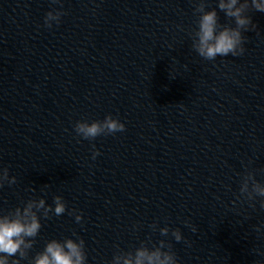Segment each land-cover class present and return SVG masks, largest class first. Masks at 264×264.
<instances>
[{
  "label": "clouds",
  "instance_id": "obj_1",
  "mask_svg": "<svg viewBox=\"0 0 264 264\" xmlns=\"http://www.w3.org/2000/svg\"><path fill=\"white\" fill-rule=\"evenodd\" d=\"M52 3H60V0H52ZM206 0H196L194 12L199 14L197 28L191 32L192 48L205 60L214 61L219 57L229 55L237 57L245 52V37L243 32L256 28L249 9L264 13V0H218V8L224 12L227 18L234 19V25H222L219 23L218 12L215 8L206 10ZM64 12L61 9H53L46 13L44 25L53 27V23L59 25ZM74 131L83 139L94 140L101 135H110L125 131V124L111 114L103 121L87 120L77 121ZM92 159L100 155L93 145ZM16 183L15 176H9L8 169L0 168V188L5 184L11 186ZM33 191L35 189H32ZM240 195L247 201H255L261 197L260 205L264 208V184L257 182L253 172H246L242 178ZM239 198V197H238ZM52 205L46 204L44 198L28 199L23 206L0 214V264H20L21 259L28 257L35 238L38 236L41 225V216L45 219L50 215L61 216L66 211V203L62 196L53 197ZM254 206V204L252 205ZM74 215L76 222H81L82 213L75 209L69 212ZM187 225V221L185 222ZM153 231L157 225L150 226ZM196 229L193 228V231ZM161 236H168L170 229L165 226L159 228ZM75 235V234H74ZM171 236L175 241L183 240L180 229H172ZM150 241H141L140 246L134 251H118L112 258L111 264H178L176 254L172 251L171 244L160 240L158 245L148 246ZM167 249V250H165ZM12 257H18L10 259ZM85 242L82 238H65L60 241L52 239L46 242L44 249L38 252L31 264H86Z\"/></svg>",
  "mask_w": 264,
  "mask_h": 264
}]
</instances>
